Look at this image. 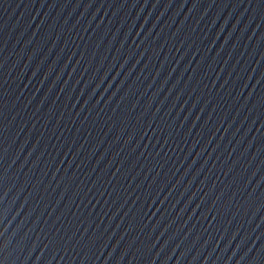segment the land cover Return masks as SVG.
Listing matches in <instances>:
<instances>
[{
  "label": "water",
  "instance_id": "water-1",
  "mask_svg": "<svg viewBox=\"0 0 264 264\" xmlns=\"http://www.w3.org/2000/svg\"><path fill=\"white\" fill-rule=\"evenodd\" d=\"M0 264H264V0H0Z\"/></svg>",
  "mask_w": 264,
  "mask_h": 264
}]
</instances>
